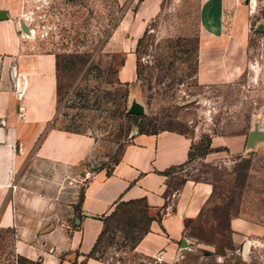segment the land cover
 I'll list each match as a JSON object with an SVG mask.
<instances>
[{
  "label": "rangeland",
  "instance_id": "1",
  "mask_svg": "<svg viewBox=\"0 0 264 264\" xmlns=\"http://www.w3.org/2000/svg\"><path fill=\"white\" fill-rule=\"evenodd\" d=\"M21 1L37 49L58 58L56 128L96 140L97 158L84 176L112 169L138 133L189 135L192 160L173 186L192 180L210 185L211 194L188 223V247L175 264H264V142L246 149L255 121L264 123V0H165L145 30L137 22L144 0ZM126 18L135 23L128 83L119 76L124 46L111 42ZM208 18L217 35L231 39L228 84L206 82L197 68L200 41L212 31L204 28ZM134 102L144 107L137 118L128 113ZM238 219L248 221L249 235L237 232ZM148 224L144 205L122 207L105 222L96 256L109 264H166L135 252ZM13 239L0 232V264H31L13 255Z\"/></svg>",
  "mask_w": 264,
  "mask_h": 264
},
{
  "label": "crops",
  "instance_id": "2",
  "mask_svg": "<svg viewBox=\"0 0 264 264\" xmlns=\"http://www.w3.org/2000/svg\"><path fill=\"white\" fill-rule=\"evenodd\" d=\"M164 5L165 0H144L139 28L145 30ZM0 13L7 15H0V232L13 233V255L34 264H109L91 255L104 232V219L121 203L143 201L153 221L135 252L175 264L184 240L188 243V223L198 218L211 194L210 185L192 180L180 189L173 186L196 140L173 131L138 133L112 169L93 168V177L80 185L85 164L97 158L96 140L55 126L57 55L37 49L35 28L23 19L21 0H0ZM215 26L206 20L204 28L212 31L200 41L197 68L206 82L228 84L231 39L217 35ZM134 29L132 20H122L120 37L111 41L124 46L119 76L127 83L135 76ZM215 143L212 139L211 146ZM235 224L239 234L252 231L246 220Z\"/></svg>",
  "mask_w": 264,
  "mask_h": 264
},
{
  "label": "water",
  "instance_id": "3",
  "mask_svg": "<svg viewBox=\"0 0 264 264\" xmlns=\"http://www.w3.org/2000/svg\"><path fill=\"white\" fill-rule=\"evenodd\" d=\"M0 15H4L5 19L7 18V15L5 13H0ZM24 27L26 28V26ZM27 32H29L28 29ZM128 113L131 115H143L144 107L141 104L134 102L131 105ZM3 142H4L3 131L0 129V143ZM263 142H264V123H262L260 120H256L252 130L249 133L246 149L248 151L254 150L258 145L262 144ZM183 247L184 248L188 247L186 240H184L183 242ZM247 248H248V244L245 243L243 246V251H246Z\"/></svg>",
  "mask_w": 264,
  "mask_h": 264
},
{
  "label": "trees",
  "instance_id": "4",
  "mask_svg": "<svg viewBox=\"0 0 264 264\" xmlns=\"http://www.w3.org/2000/svg\"><path fill=\"white\" fill-rule=\"evenodd\" d=\"M57 66H58V64H57ZM129 116L130 117H133V118H137V116L136 115H131V114H129ZM68 131V130H67ZM140 134H157V133H144V132H141ZM209 145H211V140H209ZM193 149H194V145L192 146V148H191V152H190V155H189V161H188V163L192 160V151H193ZM187 163V164H188ZM187 164H185V165H187ZM83 200V195H82V198H81V201ZM81 203V202H80ZM135 205H144V207H145V209H146V205L143 203V201H140V202H131V203H121V204H119L118 206H117V208L115 209V211L109 216V217H106L105 219H104V223L107 221V220H109V219H111V218H113L114 216H116L117 214H118V212L120 211V209L122 208V207H125V206H135ZM153 221V219H149L148 218V222L150 223V222H152ZM103 234H104V232L102 233V235L100 236V238H99V240H98V243H97V245H96V247L94 248V250L92 251V256L93 255H96V253H97V247H98V244L100 243V241H101V238H102V236H103ZM141 239V238H140ZM21 259V258H20ZM22 260H24V261H27V260H25V259H22ZM29 262V261H28ZM31 263V262H30ZM31 264H34V263H31Z\"/></svg>",
  "mask_w": 264,
  "mask_h": 264
},
{
  "label": "built area",
  "instance_id": "5",
  "mask_svg": "<svg viewBox=\"0 0 264 264\" xmlns=\"http://www.w3.org/2000/svg\"><path fill=\"white\" fill-rule=\"evenodd\" d=\"M94 175L93 171L88 172L82 179H80L81 183H86L87 181H89V179H91Z\"/></svg>",
  "mask_w": 264,
  "mask_h": 264
}]
</instances>
